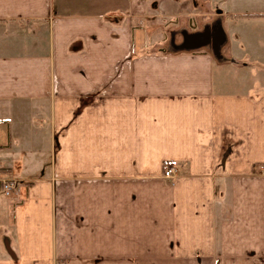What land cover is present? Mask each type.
Instances as JSON below:
<instances>
[{"label":"crops","instance_id":"crops-1","mask_svg":"<svg viewBox=\"0 0 264 264\" xmlns=\"http://www.w3.org/2000/svg\"><path fill=\"white\" fill-rule=\"evenodd\" d=\"M0 178V264H264V0H0Z\"/></svg>","mask_w":264,"mask_h":264},{"label":"built area","instance_id":"built-area-1","mask_svg":"<svg viewBox=\"0 0 264 264\" xmlns=\"http://www.w3.org/2000/svg\"><path fill=\"white\" fill-rule=\"evenodd\" d=\"M163 176L165 178L172 179L174 177V170L168 168L164 171ZM17 180L10 178H0V187L5 197H11L18 192Z\"/></svg>","mask_w":264,"mask_h":264}]
</instances>
